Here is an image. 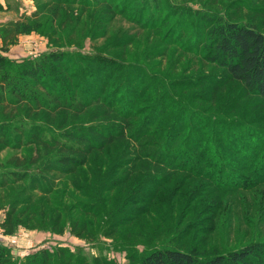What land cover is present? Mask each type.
Returning <instances> with one entry per match:
<instances>
[{
    "label": "rangeland",
    "instance_id": "374dc122",
    "mask_svg": "<svg viewBox=\"0 0 264 264\" xmlns=\"http://www.w3.org/2000/svg\"><path fill=\"white\" fill-rule=\"evenodd\" d=\"M47 1L0 0V47L7 22L40 9L46 18L38 30L20 34L7 49L0 48V55L14 64L12 71L28 59L55 51L71 57L77 66L78 57L85 62L100 59L89 87L100 89L104 84L108 76L102 69L117 70L124 82L118 78L117 90L115 85L108 88L114 96H136L152 85L155 95L181 99L179 108L168 114V121L181 108L186 110L189 125V114L209 120L201 126V143L205 137L209 142L215 140L211 139L214 134L219 137L216 141L222 139L213 141L220 152L211 149L207 155L219 170L215 173L216 168L208 170L193 163V170H200V178L189 182L181 180L184 174H179L169 187L154 190L156 185L151 183L145 186L148 196L134 198L125 189L120 191V186L105 190L111 176L99 183L94 178L90 189L83 183L79 190L81 180L77 175L61 174L54 155H41L31 162L34 151L30 146H5L0 150V179L7 177L13 182L8 188H0V234L16 236L17 242L0 243L9 248L18 264L24 261V252L34 253L40 248L47 249L56 264H139L156 247L195 248L204 256L253 241L264 242V100L245 92L239 83L228 82L221 69L203 58L199 50L206 42L205 17L252 21L264 34V0H120L113 1L122 9L113 17L99 8L82 10L80 0H61L65 5H60L53 16V6L45 5ZM45 82L46 87L29 86L34 85L40 93L58 89H51L49 79ZM43 99L48 100L46 96ZM64 100L60 96L59 101ZM38 112L33 117L21 115L17 123L26 130L40 126L47 136L65 127L85 125L80 116L62 110L55 114L46 109ZM186 132L173 141V146ZM16 136L12 130L11 141ZM227 144L240 147V152L222 150ZM122 145L114 143L106 152L117 159ZM12 155H25L26 161L21 165L8 162ZM102 162L103 156L93 155L88 169L98 174ZM148 172L143 168L139 175ZM153 178L151 173L146 181ZM96 186L100 201L92 203L84 193ZM11 209L14 228L6 233L1 223ZM31 210L34 215H30ZM130 211H136L137 216L128 217ZM59 212L61 230L52 227ZM75 219L77 224L72 229Z\"/></svg>",
    "mask_w": 264,
    "mask_h": 264
},
{
    "label": "trees",
    "instance_id": "16d2710c",
    "mask_svg": "<svg viewBox=\"0 0 264 264\" xmlns=\"http://www.w3.org/2000/svg\"><path fill=\"white\" fill-rule=\"evenodd\" d=\"M113 1L120 0H80L78 4L82 6V10L88 7L93 10L99 8L113 17L122 10L113 5ZM45 5L51 8L53 6L55 16L59 11L57 8L65 4L61 0H48ZM42 14L40 9L21 14L17 19L7 22L1 34L0 48L7 49L20 34L38 30L43 24V19H46ZM203 23L206 42L199 46V50L203 51V58L220 68L228 82H237L245 92L264 100V34L258 26L252 21L241 18L227 19L220 15L205 17ZM78 60L80 66L73 64L71 57L55 51L39 59H28L17 65L20 68L12 71L11 66L14 64L0 55V150L5 146L16 149L30 146L34 151L29 159L31 162L38 161L41 155H54L61 174L77 175V179L81 180L79 190L82 189L83 183L90 189L94 178L99 183L111 176L110 185L107 186L109 188L105 190L110 192L120 186V191L125 189V192L134 198L148 196L150 192L145 186L151 183L156 185L154 190L169 187L179 174H184L181 180L189 179V182L200 178V170L194 171L191 165L193 163L207 166L208 170L216 168L212 158H207V155L211 149L220 152L219 147L215 148L213 143H219L222 139L216 141L219 137L214 134L211 139L215 140L209 142L205 137L201 143V126L205 122L209 123V120L205 121L203 117L189 114V125L185 118L186 110L181 108V112L168 121V114L172 109L179 108L181 99L155 95L152 85L140 90L136 96L128 94L125 99L120 94L114 96L115 92H110L108 88L115 85L117 90L123 81V75L117 70L111 69L109 72L102 69L105 76H108L104 84L100 89H96L94 85L89 87L93 84L92 75L101 60L85 62L82 57H78ZM118 78L122 80H117ZM47 79L50 80L51 89L58 86L56 91L40 93L41 90H36L34 85L29 86V83H34L46 87ZM44 96L48 100L43 99ZM60 96H64L63 102L59 101ZM159 105L161 107H158ZM45 109L52 114L62 110L73 114V117L80 116L81 123L85 125L65 127L60 133L47 136L40 126L32 125L33 127L26 130L23 124L17 123L21 115L33 117L38 111ZM12 122L13 127H10ZM12 130L17 135L15 141H11ZM184 130L187 131L184 137L176 147L173 146V141L177 140ZM114 143L123 144L117 159H112L106 152ZM159 144L162 145L160 149ZM222 146V150L226 149L229 153L240 152V147H233L231 144ZM93 155L103 156L98 174L88 169ZM9 161L21 165L26 158L25 155H12L8 158ZM260 161L261 158L257 163ZM105 162L108 163L107 166ZM83 168L88 169V172H83ZM143 168H147L149 172L139 175ZM218 170L216 168L214 172ZM151 173L155 174V178L146 181ZM12 182V179L3 177L0 179V188H8ZM96 188L97 186L93 191L84 193V197H88L92 203L100 201L95 195ZM104 188L105 186L101 190ZM67 198L71 199L70 196ZM47 201L45 200V203ZM60 214L57 213L55 221L52 222V227L59 230L62 229L58 224ZM30 215H34L33 210ZM127 215L132 219L137 216L136 211H130ZM14 223V210L11 209L1 225L6 229V233H12ZM76 224L77 219L71 224L72 229H75ZM263 254L262 241L249 242L237 249L204 256L195 248L164 246L151 249L141 258L139 264H260L264 258ZM24 257L20 264H56L51 253L45 248L28 253ZM0 264H18L9 248L1 243Z\"/></svg>",
    "mask_w": 264,
    "mask_h": 264
},
{
    "label": "built area",
    "instance_id": "2783aa9c",
    "mask_svg": "<svg viewBox=\"0 0 264 264\" xmlns=\"http://www.w3.org/2000/svg\"><path fill=\"white\" fill-rule=\"evenodd\" d=\"M0 240L2 242H5L4 243L5 245H12V244L17 242V237L16 236L8 237V236L0 234ZM27 254H28V252H24L22 255H27Z\"/></svg>",
    "mask_w": 264,
    "mask_h": 264
}]
</instances>
